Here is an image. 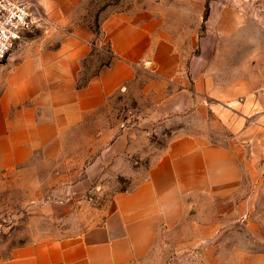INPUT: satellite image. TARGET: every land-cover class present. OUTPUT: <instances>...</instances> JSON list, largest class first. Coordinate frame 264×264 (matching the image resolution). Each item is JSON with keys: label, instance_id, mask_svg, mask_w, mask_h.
Instances as JSON below:
<instances>
[{"label": "rangeland", "instance_id": "rangeland-1", "mask_svg": "<svg viewBox=\"0 0 264 264\" xmlns=\"http://www.w3.org/2000/svg\"><path fill=\"white\" fill-rule=\"evenodd\" d=\"M120 12L158 21L180 59L167 91L185 89L189 106L174 108L166 96L154 100L147 87L154 74L138 69L126 89L66 130L59 144L0 172V264L18 245L73 236L99 222L114 195L143 180L175 134L242 153L243 189L234 200L194 211L203 223L216 221L215 234L199 240L188 214L160 227L150 255L134 264H212L197 254L201 248L222 250L221 259L248 253L257 264L264 253V0H83L80 18L95 30V52L82 82L110 61L101 23ZM49 33L41 27L25 41Z\"/></svg>", "mask_w": 264, "mask_h": 264}, {"label": "crops", "instance_id": "crops-1", "mask_svg": "<svg viewBox=\"0 0 264 264\" xmlns=\"http://www.w3.org/2000/svg\"><path fill=\"white\" fill-rule=\"evenodd\" d=\"M28 1L50 33L24 41L0 64V172L59 144L66 130L126 89L138 69L154 74L147 85L154 100L166 96L174 108L189 106L185 89L167 91L180 59L150 14L120 12L103 19L112 57L82 82L85 62L95 52V30L80 18L83 0ZM192 66L191 59L189 71ZM181 95H186L183 104L176 100ZM246 168L244 156L231 145L175 134L146 177L131 191L114 195L99 222L73 236L18 245L2 264H134L150 255L160 227L183 222L188 214L198 239H204L201 234H215L216 221L203 223L194 211L234 200ZM247 201L241 199L240 205ZM220 251L201 248L197 254L212 264H252L248 253L235 251L221 259ZM256 257L264 264V253Z\"/></svg>", "mask_w": 264, "mask_h": 264}, {"label": "built area", "instance_id": "built-area-1", "mask_svg": "<svg viewBox=\"0 0 264 264\" xmlns=\"http://www.w3.org/2000/svg\"><path fill=\"white\" fill-rule=\"evenodd\" d=\"M28 0H0V64L35 30L43 27Z\"/></svg>", "mask_w": 264, "mask_h": 264}]
</instances>
